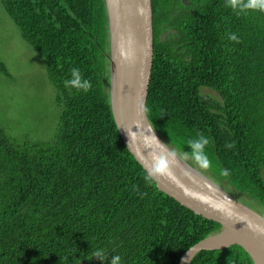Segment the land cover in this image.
<instances>
[{"label":"trees","instance_id":"16d2710c","mask_svg":"<svg viewBox=\"0 0 264 264\" xmlns=\"http://www.w3.org/2000/svg\"><path fill=\"white\" fill-rule=\"evenodd\" d=\"M0 4L41 54L59 106L49 140L17 143L0 127V264H110L113 256L119 264H178L191 245L220 230L146 181L126 148L109 106L104 0ZM151 11L153 30L152 0ZM178 28V42L153 33L147 117L178 154L264 215V11L203 0L201 38L185 43ZM73 68L90 90L65 86ZM0 71L8 73L1 59ZM200 134L210 141L207 169L188 143ZM189 264L253 262L234 243L203 249Z\"/></svg>","mask_w":264,"mask_h":264},{"label":"water","instance_id":"95a60500","mask_svg":"<svg viewBox=\"0 0 264 264\" xmlns=\"http://www.w3.org/2000/svg\"><path fill=\"white\" fill-rule=\"evenodd\" d=\"M104 3L112 118L126 148L149 173L157 157L175 151L157 133L146 112L138 111L141 100L145 106L151 66V0H104ZM153 179L161 190L222 225L217 232L191 245L178 264H189L203 249H222L234 243L249 254L253 264H264V232L259 231L264 229V215L178 153L174 160H169L168 171Z\"/></svg>","mask_w":264,"mask_h":264},{"label":"rangeland","instance_id":"374dc122","mask_svg":"<svg viewBox=\"0 0 264 264\" xmlns=\"http://www.w3.org/2000/svg\"><path fill=\"white\" fill-rule=\"evenodd\" d=\"M0 127L17 143L49 140L56 134L59 106L44 60L20 35L0 4Z\"/></svg>","mask_w":264,"mask_h":264},{"label":"clouds","instance_id":"9594fccd","mask_svg":"<svg viewBox=\"0 0 264 264\" xmlns=\"http://www.w3.org/2000/svg\"><path fill=\"white\" fill-rule=\"evenodd\" d=\"M228 6L233 10L239 9L240 12L246 10H260L264 11V0H226ZM228 38L232 41L239 42V38L235 33H229ZM72 79L65 81V86L71 85L74 88L82 89L87 92L91 88V83L87 79H82L79 69L73 68L71 71ZM138 111H146L143 101L141 100L138 105ZM209 139L203 136L202 134L198 135L197 139L189 140V146L191 148L192 159L200 166L201 168L207 169L210 166V161L208 156L204 152L205 146L209 144ZM228 148H231V144L225 145ZM177 156L175 151H167L165 155H161L155 159V162L145 177L146 181L153 178L157 174L166 173L168 171L169 160H174ZM222 174L227 175L228 171L225 170ZM259 231L264 232V229H259ZM94 257L103 258V253L100 250L94 252ZM120 257L113 256L110 264H119Z\"/></svg>","mask_w":264,"mask_h":264},{"label":"flooded vegetation","instance_id":"af4514ba","mask_svg":"<svg viewBox=\"0 0 264 264\" xmlns=\"http://www.w3.org/2000/svg\"><path fill=\"white\" fill-rule=\"evenodd\" d=\"M152 3L155 15L153 33L162 42H178L173 39L174 35H179L178 27L188 36L185 43L190 44L193 35L197 40L201 38L203 0H152Z\"/></svg>","mask_w":264,"mask_h":264}]
</instances>
